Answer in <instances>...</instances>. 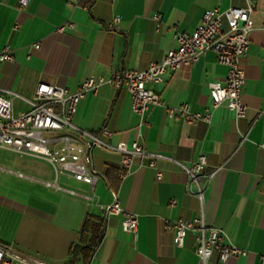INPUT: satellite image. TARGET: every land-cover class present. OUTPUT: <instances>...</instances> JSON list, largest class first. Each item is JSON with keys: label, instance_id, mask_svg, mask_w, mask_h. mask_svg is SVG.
<instances>
[{"label": "crops", "instance_id": "1", "mask_svg": "<svg viewBox=\"0 0 264 264\" xmlns=\"http://www.w3.org/2000/svg\"><path fill=\"white\" fill-rule=\"evenodd\" d=\"M19 1L0 0V48L9 46L13 55L12 62L0 63V89L15 94L16 116L29 110L40 83L74 92L89 77L107 79L116 70L145 69L177 48V34H192L205 12L243 5V0H27L22 7ZM116 17L119 21L110 26ZM251 22L242 60L245 118L236 120L225 103L211 108L209 84L224 83L228 71L213 52L168 71L162 83L146 85L166 107L211 110L209 122L170 119L166 107L152 106L139 127L125 88L104 84L96 94L88 92L77 104L74 125L93 133L108 130L110 136L102 140L112 147L119 142L130 146L140 134L146 152L158 156L155 168L148 158L136 160L121 178L120 155L95 147L90 164L98 179L92 191L84 182L56 174L48 160L17 153L26 158L22 170L0 166L12 179L0 188V242L47 264H64L85 222L104 219L102 238L87 264H203L195 253L196 231L188 232L178 247L166 228L168 222L202 217L207 226L222 230L226 244L245 252L221 263L215 251L207 264H262L264 0H256ZM16 99L24 107L15 111ZM200 155L206 157L205 172L214 173L202 202L187 192L188 176L180 166H191ZM111 170L119 172L117 183ZM156 170L162 174L159 181ZM110 180L124 213L137 216L135 236L122 229L125 214L106 216L100 210L113 201Z\"/></svg>", "mask_w": 264, "mask_h": 264}, {"label": "built area", "instance_id": "2", "mask_svg": "<svg viewBox=\"0 0 264 264\" xmlns=\"http://www.w3.org/2000/svg\"><path fill=\"white\" fill-rule=\"evenodd\" d=\"M84 1L87 0H75V3L81 4ZM255 2L256 0H243L240 7L231 6L223 11L213 9L205 12L201 24L192 34H177V48L168 51L161 62H150L145 69L116 70L107 79L89 77L74 92L61 86L40 83L33 99L29 101V110L20 115L13 114L12 97L15 94L0 89V148L20 155L44 158L54 166L56 174L63 173L84 182L91 186L92 191L98 179L90 164V151L95 147L111 148L120 155L121 178L130 172L136 160L141 162L148 158V165L155 168L158 156L146 152L140 134L130 146L119 142L112 147L102 140V136H110L108 130L93 133L74 125L72 120L77 104L88 92L96 94L104 84L116 89L125 88L131 94L132 110L139 117L140 127L146 123L145 115L150 107H166L161 97L146 85L162 83L168 71L189 67L208 52H213L217 61L228 69L224 83L215 81L209 84L211 108L215 109L225 103L233 111L236 120L245 118L247 108L242 103V87L245 83L242 60L250 45L249 34L252 30L251 18L255 12ZM19 4L24 7L27 0H20ZM83 7L88 8L86 5ZM154 18L159 20L158 15ZM118 21V17L114 18L110 26ZM64 27H58L57 31L62 32ZM34 47L39 48V45ZM12 61L11 48H0V63ZM166 110L168 118L182 119L189 124L199 120L209 122L211 118V110L204 113L192 112L188 104L177 108L166 107ZM245 138L242 135L241 142ZM206 165L204 155L198 156L191 166L180 164L188 176L187 192L194 194L201 202L214 174L205 172ZM161 178V172L156 170V179L159 181ZM112 194V203L101 206L100 210L106 216L125 214L114 192ZM121 225L124 232L135 236L137 216L133 213L125 214ZM166 228L173 231V241L178 247L184 245L188 232L196 231L195 253L203 264H207L215 251L218 252L221 263H225L230 257L245 254L239 248L226 244L222 230L207 226L202 217L196 218L194 222L182 219L168 222ZM0 264L47 263L40 258L24 255L10 244L0 242Z\"/></svg>", "mask_w": 264, "mask_h": 264}, {"label": "trees", "instance_id": "3", "mask_svg": "<svg viewBox=\"0 0 264 264\" xmlns=\"http://www.w3.org/2000/svg\"><path fill=\"white\" fill-rule=\"evenodd\" d=\"M111 172L113 173V177L117 183L119 181V172H116L115 170H111ZM108 182L111 191L115 192L116 184L112 183L111 180ZM104 225V219L87 220L80 233L78 243L73 245L70 249L71 258L64 264H77L79 261H82L83 264H87L100 239L102 238Z\"/></svg>", "mask_w": 264, "mask_h": 264}, {"label": "rangeland", "instance_id": "4", "mask_svg": "<svg viewBox=\"0 0 264 264\" xmlns=\"http://www.w3.org/2000/svg\"><path fill=\"white\" fill-rule=\"evenodd\" d=\"M13 107H14V110L16 111L17 109L23 108L24 103H22L20 100L16 99L13 101ZM24 163H26L25 157H21L17 153H14V152H11L9 150L0 148V166L1 167L16 170V169H21L23 167ZM5 180H9V181L11 180L12 181V179H10V177L7 175V173L0 171V188L3 185V181H5Z\"/></svg>", "mask_w": 264, "mask_h": 264}, {"label": "water", "instance_id": "5", "mask_svg": "<svg viewBox=\"0 0 264 264\" xmlns=\"http://www.w3.org/2000/svg\"><path fill=\"white\" fill-rule=\"evenodd\" d=\"M91 156V155H90ZM95 172V171H94ZM96 173V172H95ZM97 174V173H96ZM98 175V174H97Z\"/></svg>", "mask_w": 264, "mask_h": 264}]
</instances>
